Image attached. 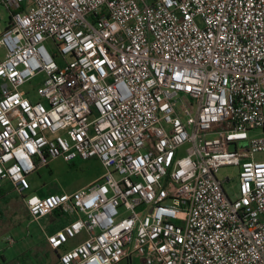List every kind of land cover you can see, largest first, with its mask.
<instances>
[{
    "label": "built area",
    "instance_id": "obj_1",
    "mask_svg": "<svg viewBox=\"0 0 264 264\" xmlns=\"http://www.w3.org/2000/svg\"><path fill=\"white\" fill-rule=\"evenodd\" d=\"M0 5V181L33 222L69 218L45 235L59 264H264V0ZM58 159L104 173L33 194Z\"/></svg>",
    "mask_w": 264,
    "mask_h": 264
},
{
    "label": "rangeland",
    "instance_id": "obj_2",
    "mask_svg": "<svg viewBox=\"0 0 264 264\" xmlns=\"http://www.w3.org/2000/svg\"><path fill=\"white\" fill-rule=\"evenodd\" d=\"M8 20L9 12L0 5L1 31L6 28ZM48 45L50 46V44ZM44 80L45 75H38L24 89L37 90ZM249 135L251 138H258L263 136L264 132L262 129H254L249 132ZM103 173V165L98 159L76 160L73 163H66L62 159H58L50 162L48 167L40 168L29 179L32 185L31 190L36 195H41L44 192L73 194L97 181ZM238 174L239 168L235 166L223 167L218 173L220 180L231 179V182L225 184V188L232 199L235 198L239 190ZM23 204L22 198L13 186L0 181V227L11 226L8 229L1 230L0 236L12 244V246L3 247L0 240V250L3 247L4 255H7L9 259L18 254H24L28 260L31 257L29 249L41 243L45 238L42 223L27 219L28 212ZM22 210H24L25 216L14 215L17 212L21 213ZM11 222L13 225H10ZM121 264H141V262L135 258L131 262L125 259Z\"/></svg>",
    "mask_w": 264,
    "mask_h": 264
},
{
    "label": "crops",
    "instance_id": "obj_3",
    "mask_svg": "<svg viewBox=\"0 0 264 264\" xmlns=\"http://www.w3.org/2000/svg\"><path fill=\"white\" fill-rule=\"evenodd\" d=\"M3 193H5V192H3ZM32 193H33V191H32ZM33 194H35V193H33ZM48 194H50V193L44 192L38 196L45 197ZM5 195H6V193H5ZM23 205L25 206V204H23ZM14 215L15 216L20 215L22 217V215L25 216V212H24V210H22L21 213L17 212ZM27 219L31 220L29 214H28ZM40 223H42L43 230L45 231L44 234L46 235V233H48V234L53 233L56 230L64 227L66 224L69 223V218L62 216L61 214L56 213L52 216H49V217L43 219ZM10 225H13V223L11 222ZM10 227L11 226H9V227L1 226L0 232H1V230H5V229H8ZM0 240H1V244H3V247L12 246L11 243L9 244L8 240L6 241V239H3L1 236H0ZM83 240H84V236H81L75 240H72L69 243L68 248H72V247L76 246L77 244L81 243ZM3 247H2V249H3ZM2 249L0 250L1 251L0 252V264H59L58 253L52 251L49 248V246L46 243L45 238L41 243H39L38 245L33 246L29 249V252L31 253V257L28 260L25 258L26 255H24V254H18L15 257H13L12 259H9L7 255H4V251Z\"/></svg>",
    "mask_w": 264,
    "mask_h": 264
},
{
    "label": "trees",
    "instance_id": "obj_4",
    "mask_svg": "<svg viewBox=\"0 0 264 264\" xmlns=\"http://www.w3.org/2000/svg\"><path fill=\"white\" fill-rule=\"evenodd\" d=\"M56 192H50V194H55Z\"/></svg>",
    "mask_w": 264,
    "mask_h": 264
}]
</instances>
